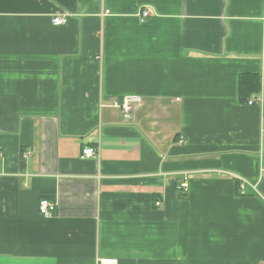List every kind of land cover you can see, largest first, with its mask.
Masks as SVG:
<instances>
[{"label": "crops", "instance_id": "crops-1", "mask_svg": "<svg viewBox=\"0 0 264 264\" xmlns=\"http://www.w3.org/2000/svg\"><path fill=\"white\" fill-rule=\"evenodd\" d=\"M0 150V264H264V0H0Z\"/></svg>", "mask_w": 264, "mask_h": 264}, {"label": "built area", "instance_id": "built-area-1", "mask_svg": "<svg viewBox=\"0 0 264 264\" xmlns=\"http://www.w3.org/2000/svg\"><path fill=\"white\" fill-rule=\"evenodd\" d=\"M144 15H146V12H144ZM67 21V16L66 15H62V16H55L53 18V23L55 25H62ZM139 100L138 97H129L128 99H126L124 101V103L122 104L123 109L125 110V115L124 118L125 119H130L131 118V111L133 109V105ZM256 97L253 96L252 99L249 100V104H253L255 103ZM0 154H1V150H0ZM98 154V149L92 145L86 146L84 147L82 153H81V158L82 159H89L94 157L95 155ZM247 184V180L243 179L240 182V191L242 194H244L245 191V186ZM159 205V204H158ZM38 208L41 214H43L44 216H52L54 214V212L57 209V203L55 201H52L49 198H41L39 200L38 203ZM101 264H118V260L117 259H103L101 261Z\"/></svg>", "mask_w": 264, "mask_h": 264}, {"label": "trees", "instance_id": "trees-1", "mask_svg": "<svg viewBox=\"0 0 264 264\" xmlns=\"http://www.w3.org/2000/svg\"><path fill=\"white\" fill-rule=\"evenodd\" d=\"M260 80L255 75L243 74L240 78L239 95L242 102H246L251 94L260 90Z\"/></svg>", "mask_w": 264, "mask_h": 264}]
</instances>
